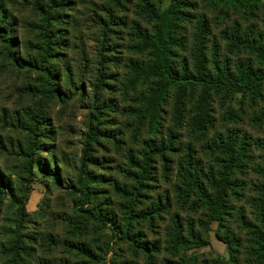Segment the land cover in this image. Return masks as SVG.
I'll list each match as a JSON object with an SVG mask.
<instances>
[{
  "label": "trees",
  "instance_id": "1",
  "mask_svg": "<svg viewBox=\"0 0 264 264\" xmlns=\"http://www.w3.org/2000/svg\"><path fill=\"white\" fill-rule=\"evenodd\" d=\"M8 2L0 0V58L18 73L33 76L34 103L36 99L40 101L36 104L44 100L65 104L72 100L76 94L69 95L64 89L70 85L66 79L69 70L62 66V55L69 43L64 18L72 0H22L34 15L30 28L33 42L20 39L19 22ZM200 3L217 11V16L199 13ZM139 13L152 29L148 32L134 28L136 44L131 49L142 60L127 62L125 81L130 90L145 86L128 109L134 124L145 127L150 137L142 142L140 158H128L124 173L129 186L120 184L114 188L124 202L120 221L115 223L113 215L104 211L106 203H97L101 191H91L80 184L72 189L81 194L75 207L82 221L71 224L81 231L91 221L99 229L109 228L128 246L130 254L141 256L145 264H201L187 253L208 244L210 224L223 227L231 215L230 202L244 197L242 193L249 187L250 219L243 213L236 215L247 240H239L229 232L218 238L228 249L230 264H264V3L245 10L240 0H169L164 7L142 0ZM96 81L98 87L100 81ZM215 99L223 102L224 130L216 128L212 110ZM168 101L173 128L185 127L187 134L182 137L168 129L157 140ZM187 102L192 103L188 118ZM46 116L40 107L25 110L17 120L22 134L13 149L20 171L17 189L0 168V209L8 199L18 218L15 229L5 227L8 245L0 248V264H32L29 257L34 252L25 245L19 221L29 193L23 182L34 176L32 166L47 143L42 141H51ZM87 150L86 142L83 152ZM202 151L210 156L207 164L197 158ZM171 155L178 159L173 166L169 165L173 162ZM156 161L161 164V178L168 179L170 173V182L175 183L171 193L163 191L148 198ZM48 162V166L43 165L44 177L59 185V163L54 155ZM164 217L168 220L163 229V249L159 240L148 241L134 230L139 223L151 228L155 221L164 222ZM95 227L90 229L102 236ZM78 234L77 241H81L62 243L61 258H34L35 264H107L108 243L105 250L92 249L91 242L86 241L87 234ZM159 251H166L172 258H160ZM72 255L77 262L71 260Z\"/></svg>",
  "mask_w": 264,
  "mask_h": 264
},
{
  "label": "rangeland",
  "instance_id": "2",
  "mask_svg": "<svg viewBox=\"0 0 264 264\" xmlns=\"http://www.w3.org/2000/svg\"><path fill=\"white\" fill-rule=\"evenodd\" d=\"M119 1L120 3L114 5L111 0H72V6L64 18L66 40L69 43L62 55V66L69 70L66 79L70 85L64 89H68L69 95H76L65 104L48 100L36 104L40 102L38 99L34 103L31 94V87L34 86L33 76L18 73L0 58V142L4 144L3 149H0V168L14 189H17L20 178L19 162L13 152L15 145L22 139L18 118L23 117L25 110H38L42 107L43 112L47 114L46 131L51 139L42 141L47 143L44 145L45 149L39 153L40 159L32 166L34 176L31 181L23 182L28 186L29 193L24 215L19 222L22 226L20 231L25 237L28 236L24 237L25 245L30 246L34 252V255L32 253L29 257L32 264H35L34 258H61L62 243L77 241L78 233L87 234L86 241L91 242L92 249L100 247L105 250V242L108 243L110 252L106 256L107 264H145L141 256L137 258L134 257L135 254H130L128 246L120 242L117 239L119 235L115 237L109 228L99 229L91 221L87 229L81 231L71 224L76 220L82 221L75 207L81 194L72 189L81 186L80 184L89 186L91 191H101V194H97L101 198L97 203H106L104 211L113 215L110 217L115 223L120 221L124 202L113 192L114 188L120 184L129 186L130 182L125 179L124 173L128 167V158H140L142 142L150 137L145 127L139 128L134 124L128 109L134 105L135 97L145 90V86L139 85L135 90H130L125 78L128 74L127 62L142 60L131 49L136 44L134 28L139 27L150 32L152 25L139 13L142 0ZM168 1L149 0L153 5L160 7H164ZM260 2L264 3V0H240L245 10ZM8 6L10 12L18 19L20 39L33 42L34 35L30 28L34 15L31 8L24 5L22 0H9ZM199 7V13L210 18L214 14L217 16V11L214 12L205 4L200 3ZM100 60L103 63H100ZM97 79L100 81L98 87ZM170 102L164 106L157 140L164 137L168 129L174 130L182 137L187 134L185 127L181 130L173 128ZM223 108V102L218 99L213 101L212 110L217 130H224L221 128ZM191 111L192 103L187 102V118ZM86 142L88 150L84 153ZM51 155H54L59 163V185H54L43 174V165H49L48 158ZM169 157L173 160L169 165L176 164L177 157ZM197 158L204 164L210 162V156H206L203 151ZM152 168L151 189L146 196L153 198L156 193L163 191L171 193V186L175 183L170 182L172 175L169 173L168 179L161 178V164L158 161ZM249 191L248 187L242 193L244 197L230 202L231 215L226 218L227 223L223 227L219 228L215 222L210 224L208 244L189 251V258L197 257L201 264H230L228 249L218 235L229 232L239 240H247L246 234L236 222V215L243 213L250 219L251 210L247 204ZM90 207L92 206L84 208ZM164 219V222L155 221L151 228L145 223H139L134 230L145 236L148 241L159 240L163 249V229L168 217ZM17 220L15 209L10 207L6 199L0 209V248L2 245H8L5 227L12 226L15 229ZM92 226L102 236L96 235L97 233L90 229ZM157 256L172 258L166 251H159ZM240 258L243 259L242 256ZM71 260L78 261L73 255Z\"/></svg>",
  "mask_w": 264,
  "mask_h": 264
}]
</instances>
